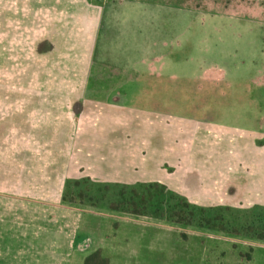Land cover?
<instances>
[{"label":"rangeland","instance_id":"obj_1","mask_svg":"<svg viewBox=\"0 0 264 264\" xmlns=\"http://www.w3.org/2000/svg\"><path fill=\"white\" fill-rule=\"evenodd\" d=\"M102 1L101 38L151 34L164 74L77 55ZM21 106L110 264H264V0H0V163Z\"/></svg>","mask_w":264,"mask_h":264},{"label":"crops","instance_id":"obj_2","mask_svg":"<svg viewBox=\"0 0 264 264\" xmlns=\"http://www.w3.org/2000/svg\"><path fill=\"white\" fill-rule=\"evenodd\" d=\"M74 2L75 0H70V3ZM132 2L143 5L153 3ZM101 4L103 9L100 5L98 7L91 5L96 11L95 17H85V23L94 24L93 30L91 27L94 36L88 40L84 49L74 48L77 55L88 56L90 60L94 57L99 63L113 68L111 71L115 72L119 68H127L136 72L137 76L138 73L145 71L164 74L163 62H166L165 57H169L170 51L168 52L165 45L163 51L156 53L155 42H149L155 40L151 34L143 37L140 31H136L131 40L122 47L101 38L97 31L103 24L102 19L105 18L104 9L107 10L103 1ZM126 4L124 3L123 6ZM153 5L157 4L153 3ZM92 8L87 11H93ZM74 9V6H70V11ZM152 17L153 21L157 20L155 16ZM85 29L88 27L85 26ZM76 43L83 46V42L75 41ZM150 49L153 51L150 52ZM139 62L146 64V69L134 68V63L138 65ZM24 100L20 99L18 103H30ZM28 109L27 106H21L20 116L28 114ZM68 116L66 113L63 114L64 119H68ZM26 120L29 119L21 118L18 128L15 129L17 141L5 143L3 161L0 163V264H71V256L74 255L79 257L78 264H83L84 260L95 251H98L106 259L107 264H110L103 247L100 246L102 242L97 241L94 236L85 234L84 230L78 234L75 228L80 226L79 220L72 219L67 209L59 207L58 203L66 196L67 169L70 166L67 162L48 159V156L44 158L40 154L46 149L40 148L39 141L42 140L49 124L45 121L30 122L29 120L31 126L28 128L25 124ZM63 125L66 123H59L56 128ZM33 136H41V138L35 140ZM52 166L56 168L54 174L49 172ZM68 228L73 230L69 231ZM55 229H59V233L54 232ZM62 229L63 232H60Z\"/></svg>","mask_w":264,"mask_h":264},{"label":"trees","instance_id":"obj_3","mask_svg":"<svg viewBox=\"0 0 264 264\" xmlns=\"http://www.w3.org/2000/svg\"><path fill=\"white\" fill-rule=\"evenodd\" d=\"M83 264H107V261L98 251H95L84 260Z\"/></svg>","mask_w":264,"mask_h":264}]
</instances>
